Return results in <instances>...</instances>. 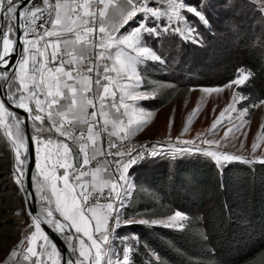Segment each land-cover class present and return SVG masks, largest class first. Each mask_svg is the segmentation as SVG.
<instances>
[{"label":"snow or ice","instance_id":"6c2138e0","mask_svg":"<svg viewBox=\"0 0 264 264\" xmlns=\"http://www.w3.org/2000/svg\"><path fill=\"white\" fill-rule=\"evenodd\" d=\"M22 0H0V31L3 32L0 37V68H8L10 64V56L15 51L17 40V29L21 36L23 45V54L16 63V69L13 70L11 83L8 86L7 100L15 108L22 109L31 119L32 127L35 128L37 134L46 130L51 131L53 128L60 135L66 138L70 137L74 144L79 145L77 160L73 154V148L65 142H60L63 147L65 158L63 161L57 160L56 165L65 169L61 176H57L53 171L51 175H45L44 180L50 182L51 195L43 193L42 200L52 201L55 198L54 207H48L46 215L43 219L40 216L34 217V223L30 227L34 231L25 236L21 241L25 245L27 251L33 256L43 255V251H47L46 245H50L55 250L54 244L50 241L48 235L42 230V224H46L58 234L64 235L69 243V247L75 256V264H111L106 252V246L109 243V221L112 219V213L115 211V203L113 202L119 197L120 192L117 190L120 180H125V171L136 162L143 158L144 152L137 151L135 155L132 150L120 152L117 145L110 143L108 150H104L96 145L93 139L99 134L100 128L93 129L98 123L95 121L97 113L95 111L88 112L87 108L94 106V100L99 97L101 100L100 111L104 110V94L109 92V88L101 82L100 76L95 79L96 88L93 90L88 84H81V79L91 81V76H82V73H93L97 71L96 60L92 59L90 47H98L101 45L90 44L93 33H105L107 31V20L110 19L109 9L120 11L126 18L131 17L138 11H148L151 15H157L156 10H149L146 0H140L139 4L136 0H84L83 4L76 3L75 0L71 6H67L63 0H41L39 5L34 0H28L21 8ZM261 7L264 8V0H260ZM125 5L130 6V10L125 11ZM65 9H67L65 11ZM83 9V15H81ZM174 16L176 12L173 11ZM172 26V25H171ZM168 25V27H171ZM178 30V29H175ZM153 31L154 29H149ZM70 34V35H68ZM55 37V40L46 38ZM74 37V39H73ZM103 40V37H100ZM51 46L53 49L50 57L45 55L44 49ZM63 46L61 55H57V49ZM149 50H138L142 55ZM77 64L73 65V60L64 59V55L72 56ZM102 56L103 53H97ZM155 58V57H153ZM87 60L88 63H80ZM125 60L131 68L132 59L126 57ZM69 65V67H66ZM18 69V71H17ZM105 67V72H107ZM45 72L47 75H45ZM75 73V75H74ZM66 78V79H65ZM105 79H109L105 75ZM0 79L9 80L8 74L0 72ZM18 80V83L16 82ZM71 81V83H69ZM240 80L234 81L239 83ZM102 90V91H101ZM214 89H205V91H213ZM218 90V89H217ZM91 91L92 97H88L86 92ZM129 95H133L129 93ZM123 97L121 98V101ZM27 101V102H26ZM34 105V107H33ZM264 105V101L253 107ZM112 107L116 106L113 102ZM0 110L8 119L3 121L4 131L8 134L12 148L15 150V182L24 190L27 179L26 171L29 164V145L27 138L21 133V125L24 120L13 113L3 101H0ZM237 111L236 118L244 116L248 110H237L234 105H229L227 109L220 113L224 117L228 111ZM64 117L65 120H57L56 116ZM45 120L49 122L51 127L45 128ZM92 123H89V121ZM36 122H39L37 124ZM247 121L242 120L241 124L229 128L225 133V138L229 137V133L235 135L241 130V125ZM81 124L88 125L86 128L80 127ZM216 123H213L212 129L215 130ZM15 128V133L12 129ZM106 130V129H105ZM130 134V133H129ZM14 137V138H13ZM36 157L39 148L35 145L45 143V138L36 135L32 136ZM92 141V144H89ZM206 144H218L219 141L205 139ZM47 144H52L51 138L46 139ZM186 144H193V141H185ZM24 148V155H21V147ZM258 146L252 145L253 150ZM112 148H117L116 152H111ZM180 151H188V149H179ZM197 151H206L205 149H196ZM161 152L152 151L148 155H159ZM212 157L222 158L224 161H230L240 158L232 154L218 155L215 151L207 153ZM98 155L107 157L112 155L122 157L127 155V160L117 159L114 161L118 177H113L107 181L111 184V188L107 192L98 191L95 183L89 186V183L83 178L89 175V170L85 167L90 161L95 160ZM260 163H264V156L259 158ZM101 167L107 168L109 161L105 159L103 163L97 161ZM98 167L96 171H99ZM95 178V173H93ZM33 179H36L33 177ZM58 181H62V187H58ZM39 183V181H38ZM39 191V189H38ZM103 200V203H101ZM91 201V202H90ZM98 209L102 210L98 212ZM180 213H175L169 217L167 222L161 220L141 219L139 223L145 224H164L165 226H182L179 221L182 219ZM94 221V224L92 223ZM92 224V229L89 225ZM83 234V235H79ZM87 237V241L84 239ZM40 241V253L31 246ZM74 240L79 241V247ZM90 242V243H89ZM20 245L9 253V259L4 264H19L18 260L12 261V258L22 255L19 251ZM94 250V251H93ZM59 256V253L57 252ZM25 259L27 257L25 256ZM32 264H44L43 259L34 260ZM68 264H73L69 261ZM121 264H128L127 254L121 260Z\"/></svg>","mask_w":264,"mask_h":264},{"label":"trees","instance_id":"16d2710c","mask_svg":"<svg viewBox=\"0 0 264 264\" xmlns=\"http://www.w3.org/2000/svg\"><path fill=\"white\" fill-rule=\"evenodd\" d=\"M194 1L198 6L201 0ZM203 9L218 35L213 38L199 24L206 43L202 49L175 37L149 38V46L170 65V76L178 74L167 77L171 85L156 93L150 108L184 97L191 86H225L240 73L248 75L238 88L243 107L264 101V17L257 6L206 0ZM138 71L142 90L164 78L149 62ZM131 174L134 189L125 219L186 217L181 230L133 226L138 245L131 264H264V163L218 166L197 156L151 157L138 161ZM0 207L2 213L9 208ZM9 224L12 220L0 221V240ZM9 237L0 254L10 246Z\"/></svg>","mask_w":264,"mask_h":264},{"label":"rangeland","instance_id":"374dc122","mask_svg":"<svg viewBox=\"0 0 264 264\" xmlns=\"http://www.w3.org/2000/svg\"><path fill=\"white\" fill-rule=\"evenodd\" d=\"M228 1H230V4H233L236 0ZM239 1L254 4L257 6L262 17H264V8L261 7L260 0ZM196 2H193V0H147L148 9L156 10L157 15L153 16L150 12L146 11L141 19L137 16L132 21L133 23H136L137 20L140 22V36L143 38L141 45L150 48L149 51L151 50L153 53L148 52L147 58L141 60V66H144L148 62L154 64L159 73L161 75L164 74V78L152 80L150 82L152 88L143 90L141 100L137 103V107L146 116L143 118L145 125L142 132L141 129H138L131 136L135 143L132 154L135 155L137 151H140L144 152L145 155L143 158L136 160L125 171V180L119 181V187H121V193L123 195H120V197L114 200L115 211L112 213L113 218L109 221V243L106 246L102 245V247H106L107 256L111 264H121V260H123L126 254L128 264H131V255L136 251L138 245V238L134 233L133 226H142L144 228L164 227L171 230H181L186 223V217L183 214H181L183 216L182 219L177 221L182 226H177L176 224L172 226L151 223L145 224L138 222L141 218H124L123 213L129 201L128 195L134 186V176L131 174V168L138 161L151 157H169L170 159H176L197 156L211 160L216 165L222 166L230 162L260 163L259 158L264 156V105L258 107H243V99L238 92V88L248 78L246 73H240L232 82L221 87L191 86L184 97L171 101L161 109L154 110L150 108L149 101L154 98L156 93L171 85L172 82H167V80H170L167 77H177L178 74L176 75L174 73V76H170V65L149 46V38L157 37L162 40L164 37H175L179 38L182 42H187L192 46H197L202 49L206 43L200 32L199 24H201V30L209 31L213 38L218 35L211 30L209 21L204 15L203 7L205 6L206 0H201L198 6H195ZM173 11L176 12V16H174ZM168 25L172 26L168 27ZM149 29H154V32L149 31ZM237 80L241 82L234 83ZM172 81L175 80L172 79ZM177 82L180 83V81ZM205 89L214 90L209 92L205 91ZM229 105H234L237 110L244 109L248 111L244 116L239 118H236L238 112L231 110L224 117H221L220 113L227 109ZM7 119L8 117L0 110V202L2 203L0 205L10 208L6 209L4 213L0 210V221L9 219L12 220L13 224L8 225L6 233L0 240V246L10 238V235H13V238L10 239V246L7 247V250L0 254V261L7 256L8 250L14 244H17L22 238L24 239L26 235L34 231L30 227L33 225L34 220L25 207V201L18 196L20 185L15 182V150L12 148L9 136L3 128V121ZM242 120L247 122L241 125V130L236 132L235 135L229 133V137L225 138V133L228 129L241 124ZM29 123L32 136L39 135L45 138V143L35 145V147L39 148V153L36 157V163L39 167L35 166L41 180V183L37 184L35 188L36 197L40 202L46 201L54 207V197L52 201L41 199L43 193L51 195L50 182L45 181L44 176H50L53 171L57 176H61L64 173L65 169L63 167L59 165L53 167V165L56 164L57 160L63 161L65 158L60 142H65L69 146L73 142L55 136L56 131L54 128L51 131L46 130L43 133L37 134L35 128L32 127L33 122L30 118ZM36 123L39 124V122ZM213 123L217 125L215 130L212 129ZM42 126L46 129L51 127L47 120H45ZM12 132L15 133V128L12 129ZM47 138H51L53 143L47 144ZM205 139L217 140L219 143L209 145L203 142ZM185 141H193L194 143L186 144ZM253 144L258 146L255 150L252 148ZM73 147L77 148L76 145ZM198 148L205 149L206 151H197L196 149ZM179 149H188V151H180ZM154 150L161 152V154L155 156L148 155V153ZM209 151H215L220 156L222 154H232L240 158L224 161L222 158L218 159L217 157L208 155L207 153ZM21 155H24L23 146L21 147ZM127 159L128 157L120 160ZM108 161H110V158H108ZM106 175L108 180L111 175L113 177L119 176V173L116 172L114 162L112 166L110 164L108 165ZM62 186V181H58V187ZM104 186L109 188L108 183H105ZM99 191H103V188ZM105 191L107 192L109 189ZM43 210L46 213L47 207H44ZM157 220L167 222L169 218ZM92 223L94 224V221ZM89 229H92V224L89 225ZM84 239L87 241V237H84ZM75 243L79 247V241L76 240ZM39 244L40 241L38 240L36 244L31 245L37 253L42 251ZM46 248L47 251H43L42 256L39 254L33 256L27 251V259L23 260L21 264H32V261L39 259H43L44 264H57L55 250L49 245H46Z\"/></svg>","mask_w":264,"mask_h":264},{"label":"crops","instance_id":"0c3cea01","mask_svg":"<svg viewBox=\"0 0 264 264\" xmlns=\"http://www.w3.org/2000/svg\"><path fill=\"white\" fill-rule=\"evenodd\" d=\"M63 2L67 6H71L74 0H63ZM75 2L78 3L77 0H75ZM124 2H126V0H124ZM139 2L140 0H136L137 4H139ZM66 10L67 9H65V11ZM128 10H130V6L125 5V11ZM145 12L146 11H138L135 15L125 19L120 11H113L112 9H109L110 19L108 17L105 18L107 20V31L105 32V39L103 40L98 52L103 53V55L98 56V59H109L113 67V74L109 76V79H106L105 85L109 88V92L104 94L103 112L100 111L101 100L99 97L94 100V106L88 107L87 111H95L97 116L94 119L98 122L96 125L101 126L102 128L107 127L109 129L110 135L113 137H131L133 133L138 131V129H141L142 132V129L145 125L143 118H145L146 114H143L142 111L137 107V103H139V100H141V93L143 91L141 89L143 82L139 75L138 68L141 66V60L144 58L146 59L148 52H151V50L143 55L138 52V50H149L150 48L143 47L141 45V40H143V38L140 36V22H138V20L136 23L132 22L137 16H139L141 19ZM46 39L55 40V37H49ZM44 51L45 55L50 57L53 49L51 46H48L44 49ZM61 51H63V46H60V48L57 49V54ZM92 51L93 47H90V53ZM74 56L75 53H73L72 56L64 55L63 58L66 60H73V65L71 66H75L77 64V60L74 59ZM126 57L132 59L131 68L133 71H129V64L125 60ZM82 62L83 61H80V63ZM66 67H69V65H66ZM45 75H47L46 72ZM82 76L86 75L82 73ZM95 79L96 78L92 79L91 81L81 79V84H88L93 90H95L97 87L95 85ZM69 83H71V81H69ZM89 92H86L88 97H90ZM129 93H132L133 95H129ZM122 97L123 100L121 101ZM105 99H109L110 104H107ZM113 102L116 103L115 107L111 106ZM56 119L65 120L64 117L58 115L56 116ZM89 123H92V121L90 120ZM87 126L88 125L85 124L80 125V127L84 128ZM93 131L95 132V129H93ZM55 136L60 137L61 139L64 138L67 141H72L70 137L66 138L64 136H60L57 132H55ZM139 136L142 137L140 134ZM93 139L95 140L96 145H99L105 150L104 141L101 135L97 134ZM71 144L73 146L76 145L74 143ZM89 144L91 145L92 141H89ZM76 146L79 150V145ZM97 158L101 159L97 160ZM105 159L108 161L107 157L98 155L95 160L90 161V163L85 166L89 170V175L83 179L89 183V186L95 183L98 191L101 188H103V190L111 188L110 183H108L109 188L104 186V184L108 181V177L106 175L107 168L101 167L97 163V161L103 163ZM98 167L100 170L96 171ZM93 173H95V178H93ZM111 178H113L112 175L110 179ZM133 189L129 193L130 196L133 192ZM117 190L120 192L119 195H123V193H121V187H118ZM129 195L128 198H130ZM98 211L102 212L100 209H98Z\"/></svg>","mask_w":264,"mask_h":264},{"label":"water","instance_id":"95a60500","mask_svg":"<svg viewBox=\"0 0 264 264\" xmlns=\"http://www.w3.org/2000/svg\"><path fill=\"white\" fill-rule=\"evenodd\" d=\"M41 0H34L35 4L39 5ZM28 0H22L21 8H23L24 4H26ZM3 32L0 31V37H2ZM21 36L19 29H17V40L15 44V51L10 56V64L8 68H0V72H5L8 74L9 80L4 81L0 79V101H3L6 106L15 113L19 118L24 120V123L21 125V133L24 134L25 139L27 138L28 145H29V164L26 171V182L24 185V190H21V186L18 189V196L21 197L25 201V207L29 213V215L34 220V217L40 216L43 219V216L46 215L45 211L42 209L43 207H53L50 204H48L46 201L40 202L35 193V188L37 184L41 183V180L37 174L36 166H35V152H34V144L32 140V134L30 130V123L28 114L25 113L22 109L15 108L11 105V103L7 100V93H8V86L11 83V79L13 76V70L16 69V63L19 61L23 54V45L20 42ZM18 71V69H17ZM70 148H73V154L76 156L77 160L79 159L78 156V149L73 147L72 145L69 146ZM25 154V153H24ZM35 177L36 179H33ZM39 181V183H38ZM19 191H21L22 195L19 194ZM42 230L46 232L48 235L50 241L54 244L55 252L59 253V256L57 255V264H68L69 261H72L73 264H75V256L73 255L72 250L69 247L68 241L65 239L64 235L58 234L54 230H52L50 227H48L46 224H42ZM76 240H74L75 242Z\"/></svg>","mask_w":264,"mask_h":264},{"label":"built area","instance_id":"2783aa9c","mask_svg":"<svg viewBox=\"0 0 264 264\" xmlns=\"http://www.w3.org/2000/svg\"><path fill=\"white\" fill-rule=\"evenodd\" d=\"M77 2L79 4H83L84 0H77ZM81 15H83V9H81ZM101 36L103 37V40H104L105 39V33H99V34L98 33H93L92 34V41L90 42V44L101 45L102 42H103V40L100 39ZM99 48H100V46L93 47V51L91 52L92 59L96 60V63L98 65L97 71L93 72V73L84 72V74L86 76H91L92 79L96 78L97 75H99L100 79H101V82L105 85L106 84V79L104 77H105V75L107 77H109V76H111L113 74V67H112L111 61L109 59H107V58L98 59V56L96 54L99 52ZM61 54H62V51L60 53H58L57 55L59 56ZM82 63L87 64L88 61L85 60ZM105 67H107V69H108L107 72L104 71ZM92 95H93V93L90 91L89 92V96L92 97ZM105 102L107 104H110V100L109 99H105ZM96 128H100L101 129L99 134L102 136V138L105 141L104 145H105V150L106 151L108 150V145L110 143L117 145V147L119 148L120 152H125L126 150H129V149L133 150L134 149L135 143H134L132 137H125V136L113 137V136L110 135L109 129L107 127L102 128L101 126H95L94 127L95 131H96ZM110 151L114 153V152L117 151V148H112ZM107 157L110 158V161H109L110 163L109 164L112 166L114 160L126 159L128 156L125 155V156H122V157H115V156H112V155H108ZM103 191L106 192L105 190H103ZM119 197H120V195H119ZM101 201H103V200H101ZM24 239L22 238L17 244H14L8 250L7 256L5 258H3V260L0 261V264H4V261L9 259V253H11V251L13 249H15L17 247V245H20L19 251L22 253V255H19L18 257L12 258V261L18 260L19 264H21V262L23 260H25V256L27 257V248L25 247V245L21 244V241L24 240ZM10 264H11V262H10Z\"/></svg>","mask_w":264,"mask_h":264},{"label":"bare ground","instance_id":"6f19581e","mask_svg":"<svg viewBox=\"0 0 264 264\" xmlns=\"http://www.w3.org/2000/svg\"><path fill=\"white\" fill-rule=\"evenodd\" d=\"M40 3H41V1H40ZM40 3H39V4H40ZM16 82H17V81H16ZM15 171H16V168H15ZM19 194L22 195L21 191H19ZM43 208H44V207H43ZM43 208H42V209H43ZM98 212H99V211H98ZM49 246H50V245H49Z\"/></svg>","mask_w":264,"mask_h":264}]
</instances>
